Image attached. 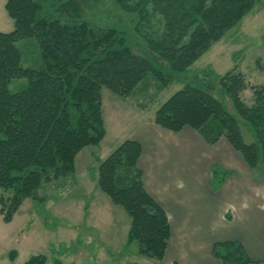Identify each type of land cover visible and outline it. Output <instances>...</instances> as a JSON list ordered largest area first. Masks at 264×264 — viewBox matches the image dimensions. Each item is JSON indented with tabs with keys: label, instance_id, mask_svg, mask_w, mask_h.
Here are the masks:
<instances>
[{
	"label": "trees",
	"instance_id": "obj_1",
	"mask_svg": "<svg viewBox=\"0 0 264 264\" xmlns=\"http://www.w3.org/2000/svg\"><path fill=\"white\" fill-rule=\"evenodd\" d=\"M259 1L115 0L123 11L136 14L138 23L143 20L141 26L149 7L162 16L159 34L140 33L148 58L134 52L124 30L92 23L85 15L87 0H6L14 27L0 32L2 221L9 223L26 198L38 199L42 183L67 179L76 155L99 144L105 135L102 88L125 98L149 75L167 86ZM25 38L37 41L40 68L21 65L16 43ZM14 78H26L27 85L11 92L8 85ZM218 86L237 115L204 84L185 83L158 106L152 121L174 132L188 126L209 145L224 137L250 169L264 173V84L249 85L234 66L218 77ZM247 88L250 105L241 98ZM240 121L251 131L252 142L243 141ZM141 152L138 141H122L99 161L97 186L130 217L127 244L136 242L138 254L160 261L170 240V222L144 187ZM210 172L216 190L228 171L213 165ZM211 254L221 264H264L251 259L237 240L213 242ZM15 257L11 250L9 260ZM24 264H46V256L33 254ZM54 264L62 263L56 259Z\"/></svg>",
	"mask_w": 264,
	"mask_h": 264
},
{
	"label": "rangeland",
	"instance_id": "obj_2",
	"mask_svg": "<svg viewBox=\"0 0 264 264\" xmlns=\"http://www.w3.org/2000/svg\"><path fill=\"white\" fill-rule=\"evenodd\" d=\"M5 2L0 0V32H10L14 27L4 8ZM86 3L85 15L92 23L124 30L134 52L150 58L140 33L156 35L162 31V16L156 10L149 7L148 18L141 26L143 20L138 23L137 15L123 11L115 0H87ZM16 45L21 52L23 67L37 69L42 66L35 38L21 39ZM151 58L155 60V55ZM234 66L249 85L264 84V0L257 2L167 86H161L149 75L125 98L102 88L105 135L98 145L86 146L76 155L75 170L67 179L42 183L36 190L38 199L26 198L15 214L12 226L4 228L0 216V264H12L8 258L11 250L17 252L13 264H24L37 253L46 256V264H54L56 259L62 264H79L87 259L95 263L103 260V264H156V261L137 253L136 242L127 244L130 217L98 188V163L122 141L131 139L130 135L139 122L152 121L158 106L185 83L204 84L205 89L220 99L230 113L237 115L233 103L221 94L218 86V77ZM26 85V78H14L8 88L17 92ZM250 96L249 88L241 93L247 105L251 104ZM240 130L245 143L253 141V135L243 121H240ZM257 173L260 178L264 177V173ZM214 180L211 181L212 186ZM182 200H185L181 205L185 211L183 217L179 221L177 216L174 219L171 216L174 227L171 243L173 247L182 249L187 258L188 251L195 252L197 247L205 245L209 249L212 235L220 229L212 228V223L205 221L206 215L202 219L197 196L194 198L188 193ZM219 214L217 218L221 217ZM213 218L215 220L216 217ZM21 226L24 231L15 235Z\"/></svg>",
	"mask_w": 264,
	"mask_h": 264
},
{
	"label": "crops",
	"instance_id": "obj_3",
	"mask_svg": "<svg viewBox=\"0 0 264 264\" xmlns=\"http://www.w3.org/2000/svg\"><path fill=\"white\" fill-rule=\"evenodd\" d=\"M137 125L130 138L141 145L138 167L144 187L164 208L170 222L168 247L164 258L156 264H206L204 261L221 264L212 256L211 246L213 242L228 240L240 241L251 259L264 261V177L250 169L224 137L209 145L188 126L174 132L150 120ZM213 165L228 171L216 190L210 187ZM188 193L199 199L202 219L206 215L205 221L220 230L212 235L209 249L205 245L197 247L195 252L188 251L186 258L183 250L171 243L174 231L171 216L173 219L177 216L179 221L183 217L185 211L181 205L185 200L182 199ZM15 214L9 223H2L4 228L14 224ZM217 214L221 217L217 218ZM20 228L15 235L22 234L24 230ZM16 259L17 252L9 262L13 264ZM102 261L95 263L87 259L79 264H103Z\"/></svg>",
	"mask_w": 264,
	"mask_h": 264
}]
</instances>
